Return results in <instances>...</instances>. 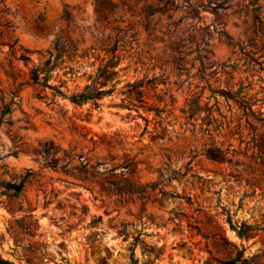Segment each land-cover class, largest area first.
Listing matches in <instances>:
<instances>
[{
  "label": "rangeland",
  "instance_id": "obj_1",
  "mask_svg": "<svg viewBox=\"0 0 264 264\" xmlns=\"http://www.w3.org/2000/svg\"><path fill=\"white\" fill-rule=\"evenodd\" d=\"M185 1L2 0L1 259L264 264V0Z\"/></svg>",
  "mask_w": 264,
  "mask_h": 264
},
{
  "label": "trees",
  "instance_id": "obj_2",
  "mask_svg": "<svg viewBox=\"0 0 264 264\" xmlns=\"http://www.w3.org/2000/svg\"><path fill=\"white\" fill-rule=\"evenodd\" d=\"M185 1V0H184ZM186 2V1H185ZM6 13V9L3 8L2 5V0H0V28H2L3 30H0V35L2 34V32H8L11 29V25L8 21H4L3 20V15ZM15 45V41L11 42V44L9 45V49L12 50L13 46ZM16 60L18 61H22L24 64H28L30 63V58L24 54L21 53ZM47 64V62L44 64V66L42 67H32L29 71V79L31 81V84L39 86L41 88H48L50 90H53L54 95H58L64 98V95L61 94V92L58 91L57 87H51L49 85H47V78H48V74L49 71H45L44 72V67ZM144 84H148V82L144 83L143 81H140L138 83H131V84H127L126 87L129 88V90H136L138 88L143 87ZM110 91H99L98 89L94 88L92 85L90 86H86L84 91L76 94V95H72L70 97H68L67 99L75 104V105H81L84 102L87 101H95L96 99L101 98L103 95L108 94ZM224 94V96L226 98L232 99L233 101L237 102H242V100L238 97L232 96L228 93L222 92ZM42 152L43 155L45 156L46 159H48V163L46 164L48 167L51 168H55L56 167V163L52 162L53 156L56 153V151L54 150V146L53 144L49 143V144H45L42 147ZM63 157L65 159H67V163L65 164V166H67L71 160L72 157L68 156L67 154H64ZM83 168L84 166L87 165V163H80ZM132 162L131 161H125L123 163V168L125 169L124 172H121V176H125L126 174H130L132 173V170L129 169L132 166ZM98 165L92 167L93 169L96 168ZM113 169L109 170L112 171ZM65 172V170H64ZM108 185H110L114 191H116L117 193H121V192H126V193H131V194H143L145 192V189L143 187L140 186H134L133 184L130 183H126V188H121L119 186H117L116 184H114L113 182H109ZM125 185V184H124ZM22 185L19 184L17 186H11V188L14 190V195H18L20 190H21ZM153 187H151L152 189ZM163 195H165L164 193H162ZM238 235L240 236V233H238ZM244 249L241 248L235 255V257L231 260L228 261H223L220 262L218 264H251L247 259H243L242 255H243ZM0 264H12L10 262H7L6 260H3L0 258Z\"/></svg>",
  "mask_w": 264,
  "mask_h": 264
}]
</instances>
